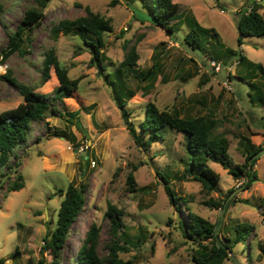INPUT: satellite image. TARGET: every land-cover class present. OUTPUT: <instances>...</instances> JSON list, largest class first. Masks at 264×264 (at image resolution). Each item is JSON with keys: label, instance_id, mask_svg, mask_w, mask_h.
<instances>
[{"label": "rangeland", "instance_id": "1", "mask_svg": "<svg viewBox=\"0 0 264 264\" xmlns=\"http://www.w3.org/2000/svg\"><path fill=\"white\" fill-rule=\"evenodd\" d=\"M0 1L5 7L0 14V113L23 102L2 76L46 95L58 87V80L50 81L56 77L53 69L45 83L39 74L43 54L51 48L68 77L79 80L77 91L56 101L60 114L34 123L27 142L14 149L7 166L0 170V264H50L49 252H41L43 239L56 227L63 199L59 191L69 184L85 187V206L71 227L60 264H76L80 240L92 224L100 229L99 254L108 253L104 215L109 204L123 213L119 233L125 235L128 252L119 257L130 264H194L197 246L184 238L179 226L188 211L212 224L219 220L221 242L226 237L233 239V227L239 223L254 226L256 236L235 244L224 264H264L260 250V245L264 249V221L256 208L259 198H264V153L254 156L258 181L249 190L243 191V179L236 180L227 171L243 166L245 154L259 147L264 151V106L258 102L264 93V73L250 66L264 68V37H242L238 45L236 25L239 12L251 5H259L264 18V0H172L179 5L175 20L169 23L174 25L173 33L156 26L150 0ZM85 7L112 21L113 31L105 35L102 50L107 72H114L123 60L125 42L136 48L137 66L126 79L132 96L125 101L128 120L137 134L148 137L138 128L148 103L183 118L214 116V134L229 141L227 168L208 162L220 176L215 192L206 195L201 184L188 180L185 169L191 154L186 149V134L166 126L159 131L161 140L147 148L138 147L110 88L89 66L90 54L81 37L59 34L53 40L48 36L53 23L83 15ZM31 8L41 12L42 18L29 35L24 31L30 40H23L26 53L14 52L2 60L8 35L20 27L24 12ZM189 16L206 30L195 49L184 42L190 30L185 22ZM226 50L228 55L222 56ZM207 54L219 55L218 72L210 66ZM241 56L244 60L239 64ZM154 63L160 65L154 80L140 81L138 75ZM226 81L231 90L224 86ZM157 172L168 178L175 195L186 199L187 205L182 204L179 211L169 203ZM15 173L22 175L24 188L8 192L7 184ZM129 173L137 183L133 193L125 191ZM231 190L222 218L223 209L205 206V201L222 200ZM233 197L247 202L230 203Z\"/></svg>", "mask_w": 264, "mask_h": 264}, {"label": "trees", "instance_id": "2", "mask_svg": "<svg viewBox=\"0 0 264 264\" xmlns=\"http://www.w3.org/2000/svg\"><path fill=\"white\" fill-rule=\"evenodd\" d=\"M50 0H48L49 2ZM152 8V18L156 24L169 33L174 32V25L169 23L175 20L179 5L172 0H150ZM113 4V3H112ZM5 10L4 4L0 1V14ZM260 6L253 5L248 11H241L237 17L238 45H241L242 37H264V18L259 13ZM42 18V13L36 9H27L21 19V25L16 31L8 35V44L3 51L1 59L18 52L23 55L26 53L22 49L23 40L29 42V32L35 27ZM189 26V32L184 36V42L193 49L197 48L201 42L206 30L191 16L185 18ZM28 32V35L24 33ZM113 31L112 21L98 13L92 12L85 7V14L73 19L64 18L57 23H53L48 31V36L57 40L59 34L79 35L83 41L84 48L89 52V66L97 70L98 75L110 88L112 100L120 110L123 121L126 123L127 130L134 143L140 148H147L162 137L159 131L163 127H170L176 132L184 133L187 136L186 149L191 154L188 166L185 171L189 174L188 180L198 182L206 195L216 191L217 183L220 180L217 174L208 162L220 164L224 169L227 168L229 141L222 135H215L214 130L217 127V121L211 113L193 118H183L175 112L159 110L153 103L145 106L144 118L139 122L138 128L143 135L148 136L145 139L137 134L135 127L128 120L129 112L126 109V99L132 96V92L127 90L126 79L128 72L137 66L138 54L135 46L127 47L124 44L125 55L119 63L117 69L109 73L104 66L103 48L105 44V35ZM228 50L222 53L228 55ZM209 60L219 62V55L213 57L207 54ZM221 57V56H220ZM244 60L240 57L239 64ZM253 70H260L264 73L261 65H250ZM51 69L55 76H50ZM160 71L159 63H154L144 73L139 74L140 81H153ZM42 83L58 80V87L50 95L36 93L30 87L17 83L15 80L6 76L1 78L10 86L18 91L23 102L17 107L0 113V170L7 166L13 151L17 146L24 145L31 133L34 123H41L48 116L60 114L59 107L55 105L56 101L61 102L67 98L71 92L78 89L79 80H72L68 77L66 67L62 66L56 58L55 51L51 48L44 52L41 67L39 70ZM137 77V76H136ZM57 78V79H56ZM255 91L259 88L255 84H249ZM258 99L260 105L264 106V93H260ZM262 150L261 147L252 153L245 154V164L240 167L228 169V173L236 180L243 179L242 190H249L254 182L258 181L256 171L253 169L256 158L254 157ZM250 161V162H249ZM198 169L197 172H194ZM11 170V169H10ZM159 179L162 181L164 192L171 206L179 211L181 205H187V201L182 196L174 194L170 187L169 180L159 172ZM24 188V179L20 173H15L13 179H9L7 184L8 192L19 191ZM137 183L132 173L126 178L125 191L133 193L136 191ZM85 187H76L69 184L65 191H59L63 199L60 202L57 222L55 229L43 239L41 252L48 251L51 256L50 264H60L62 254L67 247L69 234L73 223L83 212L85 206L84 199ZM233 190L222 200L209 199L205 201V206L212 209H225L228 198ZM247 202V200H238L233 197L230 203ZM257 211L264 221V198H259ZM105 218L108 221L107 233L109 240L106 244L108 253L100 255L98 248L100 245V229L92 224L86 231L84 237L80 240V245L75 253L76 264H130L119 257L120 253L128 252V242L124 239V233H119L122 225L123 213L117 207L108 205ZM185 222L179 221V226L183 236L191 240L197 246L198 255L192 256L194 264H224L228 259L229 253L235 244L247 240L250 236H256L255 227L248 223H239L233 227L234 237L219 240L222 236L223 228H219V220L212 224L208 220L188 211L185 215ZM142 242V238H137ZM122 242V244H121ZM134 246V245H133ZM136 246V245H135ZM138 246V245H137ZM260 250L264 252L260 245ZM28 264H33L29 261ZM38 264H42L41 261Z\"/></svg>", "mask_w": 264, "mask_h": 264}, {"label": "built area", "instance_id": "3", "mask_svg": "<svg viewBox=\"0 0 264 264\" xmlns=\"http://www.w3.org/2000/svg\"><path fill=\"white\" fill-rule=\"evenodd\" d=\"M261 0H255L254 3H259ZM252 8V5L247 9L248 11ZM210 66L212 68H214L217 72L219 71L220 69V64L216 63L215 61H210ZM224 86L226 88H228L229 90H231L230 86H229V83L226 81L224 83Z\"/></svg>", "mask_w": 264, "mask_h": 264}, {"label": "water", "instance_id": "4", "mask_svg": "<svg viewBox=\"0 0 264 264\" xmlns=\"http://www.w3.org/2000/svg\"><path fill=\"white\" fill-rule=\"evenodd\" d=\"M261 152H263V153H264V151H263V150H262V151H260L259 153H261ZM259 153H258V154H259ZM258 154H257V155H258ZM257 155H255V157H256ZM249 162H250V161H249ZM223 213H224V209H223V210H222V212H221V218L223 217ZM220 224H221V222L219 223V226H220ZM230 253H231V252H230ZM230 253H229V254H230Z\"/></svg>", "mask_w": 264, "mask_h": 264}]
</instances>
